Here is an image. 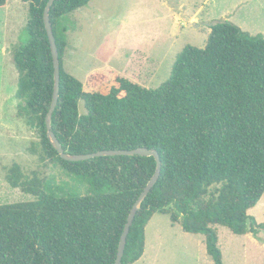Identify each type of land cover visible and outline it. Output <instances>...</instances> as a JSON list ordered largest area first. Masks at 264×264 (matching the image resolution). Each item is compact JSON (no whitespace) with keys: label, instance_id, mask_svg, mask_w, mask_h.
Listing matches in <instances>:
<instances>
[{"label":"trees","instance_id":"1","mask_svg":"<svg viewBox=\"0 0 264 264\" xmlns=\"http://www.w3.org/2000/svg\"><path fill=\"white\" fill-rule=\"evenodd\" d=\"M24 1L29 17L11 53L19 71L18 116L38 131L30 150L86 178L95 193L57 197L37 171L11 164L7 182L36 199L0 204V264H115L130 211L157 161L143 155L61 157L46 124L54 91L44 21L48 0ZM90 1L56 0L50 10L61 60L54 133L73 154L138 147L160 153L161 175L136 214L122 264L144 255L146 227L156 213L203 234L214 263L226 264L217 226L236 234L264 230L249 215L264 194V36L224 20L210 27L205 47H184L159 87L118 76L108 92L89 91L63 60L70 19ZM7 3L0 0V8Z\"/></svg>","mask_w":264,"mask_h":264},{"label":"rangeland","instance_id":"2","mask_svg":"<svg viewBox=\"0 0 264 264\" xmlns=\"http://www.w3.org/2000/svg\"><path fill=\"white\" fill-rule=\"evenodd\" d=\"M239 2L91 0L70 19L68 42L74 54L64 57V67L87 84L89 91L108 92L118 76L157 88L169 78L186 45L205 47L211 30L208 24L215 20H228L253 35L264 36V11L246 15L249 8H241ZM258 4L263 5L264 0L253 3ZM28 7L24 0H8L0 8V204L36 199L7 182V168L15 162L28 173L37 171L47 181L46 191L57 197L95 193L86 178L42 161L30 150L38 131L18 116L15 94L19 71L11 53L28 21ZM195 16L193 22L198 26L191 23ZM90 75L94 78L88 84ZM80 110L86 111L84 101L80 102ZM249 215L257 223H264V194ZM217 230L226 264H264V230L256 234H236L225 226H217ZM146 240V259L139 264H215L205 236L184 231L181 223H173L168 214L152 217L146 227Z\"/></svg>","mask_w":264,"mask_h":264},{"label":"water","instance_id":"3","mask_svg":"<svg viewBox=\"0 0 264 264\" xmlns=\"http://www.w3.org/2000/svg\"><path fill=\"white\" fill-rule=\"evenodd\" d=\"M56 0H48L46 7L44 9V21L46 25V30L49 36L52 54H53V63H54V91H53V97L50 109L48 111V114L46 116V124H47V133L48 137L54 146V148L59 152L61 157L65 160L69 161H80V160H86L91 159L98 156H105V155H143V156H154L157 161V167L152 175L151 179L148 181L146 186L144 187L143 191L140 193L139 197L135 201L130 214L128 216L124 231L122 233L119 247H118V253L115 264H122L123 256L125 253V248L127 244L128 235L131 229V226L134 222V219L136 217V214L138 210L140 209L143 201L146 199V197L149 195L152 188L157 183L161 171H162V159L160 156V153L156 149H150L148 147H138L135 149H103L100 151L90 152V153H78L73 154L67 152L56 134L54 133L52 129V117L53 113L58 105L59 97H60V89H61V60H60V53L58 49V44L55 36V32L53 29V24L50 18V10L53 5V3ZM221 22V20H215L208 25L214 26L217 23ZM192 25L198 26L196 22H191Z\"/></svg>","mask_w":264,"mask_h":264},{"label":"crops","instance_id":"4","mask_svg":"<svg viewBox=\"0 0 264 264\" xmlns=\"http://www.w3.org/2000/svg\"><path fill=\"white\" fill-rule=\"evenodd\" d=\"M250 1H252V2H250ZM255 2V0H240V2H239V6H241V8L242 7H247V8H249V9H247L246 11H245V14L247 15V13L249 14V15H251V16H255L256 15V13H257V11H259V10H262V11H264V4L262 5V4H258V5H253V3ZM244 3V4H243ZM8 4V3H7ZM239 6H238V8H239ZM5 7V6H4ZM3 8V7H2ZM263 8V9H262ZM193 19H192V22H193V20L194 21H196L197 20V17L195 16V17H192ZM210 32H211V30H210ZM74 54V51L72 52V49H70V46H69V42H68V45H67V47H66V51H65V55H64V57H66L67 56V59L68 58H70L72 55ZM146 245H147V242H146ZM146 254H147V250H146V248H145V252H144V255L138 260V261H136L134 264H139V262H142L144 259H146Z\"/></svg>","mask_w":264,"mask_h":264}]
</instances>
